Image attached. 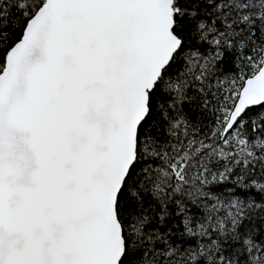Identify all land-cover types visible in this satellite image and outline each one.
<instances>
[{
  "label": "snow or ice",
  "instance_id": "6c2138e0",
  "mask_svg": "<svg viewBox=\"0 0 264 264\" xmlns=\"http://www.w3.org/2000/svg\"><path fill=\"white\" fill-rule=\"evenodd\" d=\"M0 264H264V0H0Z\"/></svg>",
  "mask_w": 264,
  "mask_h": 264
}]
</instances>
